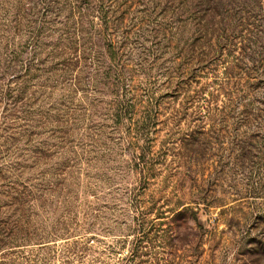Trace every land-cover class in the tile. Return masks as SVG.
Here are the masks:
<instances>
[{
	"label": "rangeland",
	"instance_id": "374dc122",
	"mask_svg": "<svg viewBox=\"0 0 264 264\" xmlns=\"http://www.w3.org/2000/svg\"><path fill=\"white\" fill-rule=\"evenodd\" d=\"M17 1L11 0L13 59L20 41ZM259 1L244 6L252 20L264 16V7H257L264 1ZM129 5L123 33L131 44L122 61L135 65L143 89L158 93L152 114L158 113L159 124L153 142L144 145L157 174L149 185L136 184L126 144L109 141V132L112 139L121 134L110 114L101 106L89 109L99 96L86 94L88 71H64L63 51L46 47L38 56L41 71L28 70L35 64L33 45L25 49L28 117L41 127L42 227L47 233H69L63 236L68 240L39 252V264H79L67 248L94 235L109 264L135 246L139 264H264V135L247 129L239 101L228 100L235 89L223 86L225 58L204 50L201 42L190 46L184 0H132ZM254 36L264 37V30ZM258 92L264 99V86ZM247 94L242 105L250 101ZM102 119L107 120L104 147L79 155L76 122ZM89 260L85 256L83 264Z\"/></svg>",
	"mask_w": 264,
	"mask_h": 264
},
{
	"label": "trees",
	"instance_id": "16d2710c",
	"mask_svg": "<svg viewBox=\"0 0 264 264\" xmlns=\"http://www.w3.org/2000/svg\"><path fill=\"white\" fill-rule=\"evenodd\" d=\"M130 1L18 0L19 17L15 22L20 41L13 59L10 49L11 0H0V264H39L42 260L39 252L52 242L69 239L63 237L69 234L67 231L61 235L55 231L47 233L42 227L44 189L38 142L41 127L39 121L34 126V121L28 117L23 74V57L30 43L35 64L27 67L28 70L41 71L38 56L46 47L63 51L66 57L62 64L64 71L73 67H80L79 75L88 71L91 85L86 94L99 96L93 99L94 105L89 104V109L101 106L110 114L112 123L119 126L120 137L112 139L114 133L109 132V141H115L116 145L124 143L130 149L133 164L129 168L137 178L136 184L143 180L149 185L157 179L152 161H147L149 154L144 145L149 147L148 144L153 142L159 124L158 113L152 114L158 93L150 86L143 89L139 84L140 72L133 70L135 65L122 61L128 44H131L126 42L123 33L124 8L126 11L131 8ZM247 2L184 0L183 13L190 46L201 42L204 50L225 58L223 86L228 84L235 89L228 100L239 101V106L244 109L240 115L249 123L246 128L252 130L253 127L258 136L264 135V99L257 97L264 86V37L254 36V33L263 34L264 16L252 20L244 7ZM262 6L264 4L257 7ZM54 39L57 40L55 45L47 44ZM49 55H54V51ZM37 78L39 76L34 75L33 79ZM247 93H250V101L242 105L240 100L248 96ZM105 121L76 122L79 155L104 147L101 138L106 135L102 131L106 127ZM137 190L134 187L132 193ZM95 238L96 235L87 239L80 237L70 250L67 248V253L81 260L79 264H83L85 256L90 258L89 264H109L103 252L97 250L95 244L99 241ZM138 259L135 246L125 257H114L113 264H139Z\"/></svg>",
	"mask_w": 264,
	"mask_h": 264
}]
</instances>
